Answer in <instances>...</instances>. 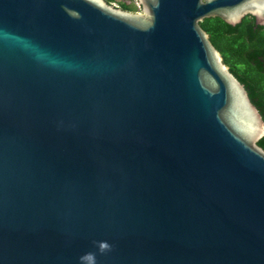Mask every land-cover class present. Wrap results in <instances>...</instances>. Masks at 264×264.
<instances>
[{"label": "water", "instance_id": "water-1", "mask_svg": "<svg viewBox=\"0 0 264 264\" xmlns=\"http://www.w3.org/2000/svg\"><path fill=\"white\" fill-rule=\"evenodd\" d=\"M0 0V264H264V121L203 18L264 0Z\"/></svg>", "mask_w": 264, "mask_h": 264}, {"label": "flooded vegetation", "instance_id": "flooded-vegetation-1", "mask_svg": "<svg viewBox=\"0 0 264 264\" xmlns=\"http://www.w3.org/2000/svg\"><path fill=\"white\" fill-rule=\"evenodd\" d=\"M237 23L240 24V30L238 37L239 45L236 47V50L231 52L228 50V54H223L225 51L222 52L218 48L217 49L222 57V61L227 65L228 69L232 67L240 72L243 82L236 76L235 77L243 84L250 101L255 105L261 117H263L264 24L255 23L254 18L248 14L241 17L240 21ZM246 84H248V87H251L253 99L250 98L246 89Z\"/></svg>", "mask_w": 264, "mask_h": 264}, {"label": "trees", "instance_id": "trees-1", "mask_svg": "<svg viewBox=\"0 0 264 264\" xmlns=\"http://www.w3.org/2000/svg\"><path fill=\"white\" fill-rule=\"evenodd\" d=\"M106 1L110 2L112 0H106ZM118 1H119L118 5L120 7L130 9V6L124 0H118ZM203 22H204L206 31L208 33L209 40L216 48H218L222 52L225 51L223 54H228L229 51L231 52L233 50L234 51L236 50V47L239 45V40H238L239 30H240L239 23L230 25V24L225 23L221 18L217 16L204 17ZM229 70L233 74H235V76L241 82H243L242 77L240 76V72L238 70L232 67H230ZM246 85H247L246 89L250 95V98H252L253 93H252V90L250 89L251 87L250 86L248 87V84ZM262 118L264 119V115ZM258 143L259 145L264 147V135L258 139Z\"/></svg>", "mask_w": 264, "mask_h": 264}, {"label": "rangeland", "instance_id": "rangeland-1", "mask_svg": "<svg viewBox=\"0 0 264 264\" xmlns=\"http://www.w3.org/2000/svg\"><path fill=\"white\" fill-rule=\"evenodd\" d=\"M129 6L130 10H137L138 6L135 4V0H124ZM113 5H118V0H112L110 1ZM119 6V5H118Z\"/></svg>", "mask_w": 264, "mask_h": 264}, {"label": "built area", "instance_id": "built-area-1", "mask_svg": "<svg viewBox=\"0 0 264 264\" xmlns=\"http://www.w3.org/2000/svg\"><path fill=\"white\" fill-rule=\"evenodd\" d=\"M135 4H136V2H135ZM137 5V4H136Z\"/></svg>", "mask_w": 264, "mask_h": 264}]
</instances>
